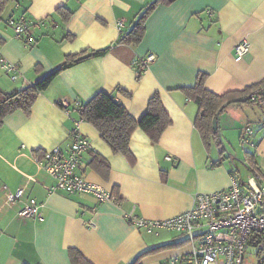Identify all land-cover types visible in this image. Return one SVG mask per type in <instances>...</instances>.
<instances>
[{
    "label": "crops",
    "instance_id": "1",
    "mask_svg": "<svg viewBox=\"0 0 264 264\" xmlns=\"http://www.w3.org/2000/svg\"><path fill=\"white\" fill-rule=\"evenodd\" d=\"M153 1L9 0L0 18V56L17 65L21 77L13 82L0 68L3 93L34 84L69 55L110 50L63 71L39 94L30 116L18 110L5 118L0 128V264H72L70 249L92 264H130L139 254L166 245L143 264H171L192 251L189 241L165 230L140 231L126 220L127 211L135 207L136 215L148 220L184 213L197 193L227 190L234 171L246 178L251 166L245 153L264 177V114L252 120L257 126L242 118L239 138L246 129L253 132V150H244L243 158L225 144L236 113L219 117L224 155L214 144L208 152L194 126L198 106L182 91L195 85L199 73L207 75L206 88L217 95L243 92L264 80V0H177L153 12L139 45L117 44ZM60 9L70 13L67 20ZM21 18L29 23L30 46L16 38L11 25ZM243 41L249 52L236 62L234 49ZM150 53L156 58L138 80V63ZM100 92L114 95L137 121L159 93L172 124L157 144L137 129L130 141L131 162L80 118L77 105ZM76 130L91 145L80 174L117 196L120 204L100 202L91 194L48 191L54 182L34 163V153L68 149ZM26 184L24 201L34 198L41 205L42 222L20 218L23 204H4L7 191Z\"/></svg>",
    "mask_w": 264,
    "mask_h": 264
},
{
    "label": "built area",
    "instance_id": "2",
    "mask_svg": "<svg viewBox=\"0 0 264 264\" xmlns=\"http://www.w3.org/2000/svg\"><path fill=\"white\" fill-rule=\"evenodd\" d=\"M210 17L213 13H208ZM15 36L30 46L29 23L21 18L11 21ZM123 29L125 25L119 23ZM249 52V43L243 41L234 49V58L240 62ZM148 54L141 63L148 66L155 60ZM0 68L15 82L21 77L17 65L0 56ZM263 90L251 96L258 104H264ZM61 104V103H60ZM67 107L66 103H62ZM82 104H78L79 111ZM252 129H246L241 136V145L250 144ZM90 141L79 130L74 131L68 149L56 147L34 155L33 161L54 182L49 192H65L70 195L91 194L100 202L120 204L118 197L102 186L88 182L79 172L83 156L90 151ZM172 160V157H167ZM246 178L234 171L232 183L227 190L213 193H197L193 206L186 212L164 220H148L136 215L135 207L124 215L140 231L156 233L160 230L184 236L192 246V251L182 259H174L171 264H246V255L256 256L258 264H264V177L253 167H247ZM31 178L28 177V180ZM28 184V182H27ZM27 184L15 192L7 191L4 204H23L18 210L22 219L42 222L41 205L26 196ZM92 226V224H89Z\"/></svg>",
    "mask_w": 264,
    "mask_h": 264
},
{
    "label": "trees",
    "instance_id": "3",
    "mask_svg": "<svg viewBox=\"0 0 264 264\" xmlns=\"http://www.w3.org/2000/svg\"><path fill=\"white\" fill-rule=\"evenodd\" d=\"M175 1L177 0H154L147 5L143 13L133 22L129 32L120 36L117 44L139 45L146 35V22L153 12L159 6H169ZM8 2L9 0H0V18ZM60 13L64 20H67L70 16V13L63 9H60ZM67 38L70 41L74 39L73 36H68ZM109 50L110 48H106L100 51H86L80 54L69 55L60 66L46 73L34 84L21 90H14L11 93H3L0 91V128L4 125L5 118L18 110L30 116L39 94L45 92L63 71L87 61L92 57L105 56ZM138 64L140 66V73L137 79L139 80L147 66L143 65L141 61ZM36 70L39 71V66L36 67ZM206 79L207 75L205 73H199L195 85L193 87L183 88L182 91L188 99L198 106V115L194 121V126L200 134L204 147L209 152L214 144L220 148V154L224 155L226 151L220 128L215 131L213 127L215 119L218 114L221 115L228 107L240 105V103H237V100L241 98H246L249 103L254 102L251 100V95L259 90L264 91V80L254 86L246 88L243 92H229L224 95H217L206 88ZM81 106L82 109L79 111L81 120L93 125L99 131L101 138L110 146L115 154H121L131 162H133L134 158L130 151V141L137 129L143 130L149 136L152 143L157 144L164 131L172 124L170 116L162 104L159 93H155L151 97L147 112L139 121L129 114L124 105L114 95L105 92H100ZM39 153V151H35L34 154L37 155ZM245 157L249 166L259 170L250 153H245ZM94 159L101 160L98 156H95ZM101 161L106 166V169H109L108 163L104 160ZM119 201L121 202L120 199ZM169 246L157 247L143 252L130 264H143L146 257L153 255L159 250L169 248ZM69 256L72 264H92L77 249H70Z\"/></svg>",
    "mask_w": 264,
    "mask_h": 264
},
{
    "label": "rangeland",
    "instance_id": "4",
    "mask_svg": "<svg viewBox=\"0 0 264 264\" xmlns=\"http://www.w3.org/2000/svg\"><path fill=\"white\" fill-rule=\"evenodd\" d=\"M252 103H242L239 106H230L228 107L221 116L222 118L225 117L228 113H236L233 117L237 120L235 121L236 124L232 125L231 130L228 133V139H225V144L229 151L233 154H237L239 158L244 157V150L246 151H252V146L250 144L245 145L242 147L241 145V139L239 138V134L241 133V130H238V127L240 126V123L242 121V118L246 120V123H251L253 126H257V122H254L252 120H255V117L260 116L261 114H264V111L260 104H258L255 100ZM238 122V123H237ZM249 122V123H248ZM246 255L245 257V263L246 264H258V258L256 256Z\"/></svg>",
    "mask_w": 264,
    "mask_h": 264
},
{
    "label": "water",
    "instance_id": "5",
    "mask_svg": "<svg viewBox=\"0 0 264 264\" xmlns=\"http://www.w3.org/2000/svg\"><path fill=\"white\" fill-rule=\"evenodd\" d=\"M248 100L246 98H243L241 100H239V102H247ZM219 117H220V114H218L217 118L215 119L214 123H213V127H214V130L217 131L218 128H219Z\"/></svg>",
    "mask_w": 264,
    "mask_h": 264
},
{
    "label": "bare ground",
    "instance_id": "6",
    "mask_svg": "<svg viewBox=\"0 0 264 264\" xmlns=\"http://www.w3.org/2000/svg\"><path fill=\"white\" fill-rule=\"evenodd\" d=\"M146 71V70H145Z\"/></svg>",
    "mask_w": 264,
    "mask_h": 264
}]
</instances>
